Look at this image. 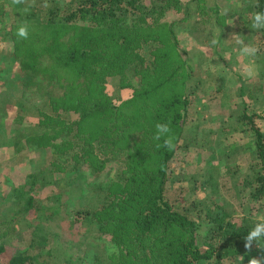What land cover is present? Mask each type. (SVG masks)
Here are the masks:
<instances>
[{"label":"trees","instance_id":"trees-1","mask_svg":"<svg viewBox=\"0 0 264 264\" xmlns=\"http://www.w3.org/2000/svg\"><path fill=\"white\" fill-rule=\"evenodd\" d=\"M199 2L0 0V79L19 93L8 132L0 120V147L45 159L11 186L12 198L0 202V264H240V256L242 264L253 258L264 264V245L245 247L254 222L263 221L259 216L230 214L214 200L195 204L192 216L181 204L185 190H166L177 179L170 163L186 134L190 96L201 82L178 39L180 27L189 21L186 32L207 45L213 35L207 11L216 15L217 39L226 25L217 5ZM243 2L247 12L233 35L262 39L264 30L250 27L264 0ZM197 14L205 16L190 21ZM21 23L30 26L27 40L16 36ZM260 48L254 61L264 78ZM252 86L241 81L235 118L208 132L221 138L219 154L232 143L229 134L248 137L250 145L232 144L237 152L249 150L251 177L228 179L264 203V124L258 121L264 120V106L263 113L254 106L264 86ZM157 123L169 124L171 151L152 139ZM196 127L194 140L202 135ZM224 156L227 161V151ZM39 178L42 187L56 190L46 200L34 193ZM216 181L194 180L192 191L209 185L216 192ZM63 197L81 203L74 209L68 201L59 203ZM61 209L70 223L94 230L101 246L85 233L77 232L74 241L55 230L51 223ZM25 215L29 219L18 231ZM13 230L24 249L10 248Z\"/></svg>","mask_w":264,"mask_h":264},{"label":"rangeland","instance_id":"rangeland-1","mask_svg":"<svg viewBox=\"0 0 264 264\" xmlns=\"http://www.w3.org/2000/svg\"><path fill=\"white\" fill-rule=\"evenodd\" d=\"M186 2L188 0H181ZM200 5L204 8H210L214 4L218 6L219 13L225 16V27L221 38H218L220 44L217 46H212L211 43L204 45L198 44L194 39L191 38L188 29V22H184L180 27V33L178 39L183 49L187 50L188 60L193 66L195 75L201 80L200 88L196 91L194 95H191V110L187 116V126L186 134L183 136L178 144V152L174 155L173 161L170 163L172 169L173 177L176 180L169 181L166 187L167 193H174L178 188L182 187L184 192H181V196L186 199L181 203L184 207H187L191 215H196V208L194 205L197 204V208L201 207L203 204L214 200L220 204H223L226 211L230 214L235 215H245L257 217L264 221V203L261 201H253L249 198V188L242 187L241 185L235 184L234 181H230L228 177H251V170L247 164L251 154L246 148L241 149L242 151H235L232 143L240 142L241 145H250L248 137L239 133L229 134V140L232 142L228 145L227 149L219 154L215 148L216 144H220L221 149V138L215 133L211 134L217 126H220L223 121H228L234 119L239 111L241 102L238 95V87L242 80L249 84V87H253L259 82H263L262 78L257 71V65L254 58H246L239 55V46L236 43L238 39L235 37L234 31L239 27V19L244 16L242 12L247 7L243 0H200ZM233 12V14H231ZM207 20V28L213 30L212 39L216 38L218 33V28L216 25H212L213 21L216 19V15L210 11ZM253 14V13H252ZM205 15H194L191 16L190 21L201 20ZM212 25V26H208ZM251 28V27H250ZM252 30V29H251ZM256 31V30H253ZM258 31V30H257ZM250 42L258 47L260 50L264 51V37L262 39H256L254 41H245V43ZM9 45L8 43H4ZM216 50V52H215ZM260 56H256L257 59ZM251 64L254 68L251 75L246 74L245 68ZM249 81V82H248ZM5 84V85H4ZM6 83L0 79V120L3 126L6 128L11 124V121L17 115V109L15 107V101L18 99L19 93L12 92L5 88ZM203 86V87H202ZM257 94V93H256ZM254 106L261 111L264 106V92L256 95V100ZM195 111H199L202 116L195 114ZM30 122L34 118H27ZM263 126L264 120H259ZM224 122V123H225ZM202 130V135L196 134V140H194L193 134L197 127ZM0 127V133H5ZM205 131V132H204ZM8 132V131H7ZM203 132L205 134H203ZM204 139V140H203ZM238 141V142H237ZM227 151L229 155L227 161L225 160L224 152ZM217 154V155H216ZM223 154V155H222ZM211 155L215 157L211 160ZM40 160V161H39ZM44 158L40 156V153H33L29 155L27 152H15L12 148L0 147V202L1 200H9L12 198L10 196L11 186H16V184L21 183L25 177H22L27 170L29 171L32 167L40 163V167L43 165ZM232 166V168H230ZM236 166V168H233ZM231 169L229 172L227 170ZM112 174V173H111ZM37 182V188L35 190L36 196H39L41 200H46L47 195L55 189L52 187H42V179ZM216 181V192L211 190L209 185L202 189H197L192 191L193 182L192 181ZM236 185V186H234ZM187 189H189L187 191ZM237 197H235V191L237 192ZM2 198V199H1ZM68 198L63 197L62 201L59 203H65ZM176 199L179 200L180 197L176 195ZM78 201L76 204H80ZM76 204L74 201H68V205L76 209ZM53 206V205H52ZM67 209H70L67 207ZM22 217V216H21ZM4 218H2L3 220ZM29 219V215L19 218L16 224V229L21 230L23 226L22 220ZM0 219V221H2ZM53 228L60 232L61 235L69 237L76 241L79 236H76L77 232L79 234L85 233L87 239L95 244L99 243L100 240L96 239V232L89 229L88 227L79 228L78 224L70 223L68 218H66L65 210L62 209L57 212L54 216L52 223ZM14 226V225H13ZM3 228V226H0ZM20 230H19V229ZM23 228V227H22ZM87 228V229H86ZM1 230V229H0ZM2 231V230H1ZM16 231V230H15ZM21 233V232H20ZM104 241L106 238L103 239ZM12 243L10 248L15 251L18 249H24L25 245L23 242L18 240V232L14 235V230L11 237ZM85 241H87L85 239ZM102 251L103 249L100 248ZM94 251V250H91ZM90 256V254H89Z\"/></svg>","mask_w":264,"mask_h":264},{"label":"clouds","instance_id":"clouds-1","mask_svg":"<svg viewBox=\"0 0 264 264\" xmlns=\"http://www.w3.org/2000/svg\"><path fill=\"white\" fill-rule=\"evenodd\" d=\"M27 11V10H25ZM251 29L255 30H264V11H257L252 14L251 18ZM30 35V26L27 23H21L16 29V36L20 39L27 40ZM238 36V35H237ZM212 46H217L220 44L218 39L213 38L210 41ZM237 45L239 46V55L246 58H254L258 54V47L250 42L245 43L243 39L236 40ZM254 68L249 64L245 68V72L248 75H251ZM152 139L157 142V147H163L171 151L174 147V137L171 134V129L168 123H157L155 125V132ZM245 247L251 248L253 243L261 247L264 245V221L254 222L250 231L245 236ZM264 248V247H262ZM240 264L244 260V256H240ZM248 264H261V261L258 259H250Z\"/></svg>","mask_w":264,"mask_h":264}]
</instances>
